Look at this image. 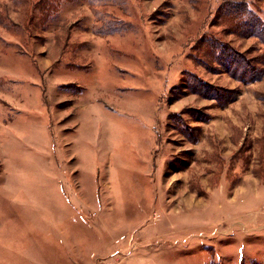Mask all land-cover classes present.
Wrapping results in <instances>:
<instances>
[{
    "label": "rangeland",
    "instance_id": "rangeland-1",
    "mask_svg": "<svg viewBox=\"0 0 264 264\" xmlns=\"http://www.w3.org/2000/svg\"><path fill=\"white\" fill-rule=\"evenodd\" d=\"M224 1L0 0V264H264V41Z\"/></svg>",
    "mask_w": 264,
    "mask_h": 264
},
{
    "label": "trees",
    "instance_id": "trees-1",
    "mask_svg": "<svg viewBox=\"0 0 264 264\" xmlns=\"http://www.w3.org/2000/svg\"><path fill=\"white\" fill-rule=\"evenodd\" d=\"M42 11H43V20H46L51 11H52V4H49L47 1L41 2ZM248 4L244 0L239 1H224L218 8L215 14L216 22H221L224 26H229V28H234L235 30L241 34L247 33L248 36H254L262 41H264V23L262 22L261 18L253 13L248 8ZM203 40V37L201 38ZM208 47L210 50H220L217 54L219 55L221 51H223L224 44L215 38H210L207 41ZM222 58H226L230 60L229 62L232 63L233 66H236L234 69L235 72H240V75L243 76L248 69L246 68V64H243L242 61L237 60L235 57L230 55L222 54ZM241 63L243 64L241 66ZM240 70V71H239ZM207 90V89H206ZM195 93L201 92L204 96H208L205 91L198 90L193 88ZM197 93V94H198Z\"/></svg>",
    "mask_w": 264,
    "mask_h": 264
},
{
    "label": "crops",
    "instance_id": "crops-1",
    "mask_svg": "<svg viewBox=\"0 0 264 264\" xmlns=\"http://www.w3.org/2000/svg\"><path fill=\"white\" fill-rule=\"evenodd\" d=\"M16 129L19 130V127H17ZM8 189H12V187L10 186V187H8Z\"/></svg>",
    "mask_w": 264,
    "mask_h": 264
}]
</instances>
